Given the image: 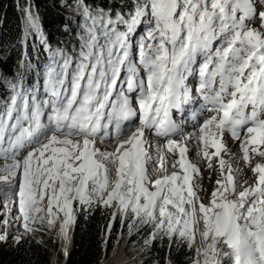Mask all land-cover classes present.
Returning a JSON list of instances; mask_svg holds the SVG:
<instances>
[{"label":"snow or ice","instance_id":"6c2138e0","mask_svg":"<svg viewBox=\"0 0 264 264\" xmlns=\"http://www.w3.org/2000/svg\"><path fill=\"white\" fill-rule=\"evenodd\" d=\"M76 12L68 50L25 9V39L48 56L0 98V240L13 226L17 244L55 232L67 255L77 209L96 205L151 225L146 245L186 246L190 264H264V0H131L114 14L76 0ZM197 94L206 116L187 132Z\"/></svg>","mask_w":264,"mask_h":264},{"label":"trees","instance_id":"16d2710c","mask_svg":"<svg viewBox=\"0 0 264 264\" xmlns=\"http://www.w3.org/2000/svg\"><path fill=\"white\" fill-rule=\"evenodd\" d=\"M85 2L93 7L111 9L113 14L117 10L127 11L131 6V0ZM29 6L38 16L42 34L51 47L71 50L79 44L77 34L81 30L82 18L76 12V0H0V98L8 95L6 79L22 71V65L42 64L47 60L45 46L34 33L25 39V9ZM28 78L30 82L36 79L32 71L28 72ZM113 211L96 205L90 209H77L71 229V245L67 255L61 254L62 264H95L105 247V237L106 251H110L117 240L123 247L126 260L121 264H168L169 260L171 264H190L194 252L186 246L170 243L167 237L159 236L150 246L146 245L145 241L152 232L151 225L141 224L131 215L126 218L117 216L113 220ZM14 237L9 235V240L0 244V264H49L51 242L48 232L37 233L19 244Z\"/></svg>","mask_w":264,"mask_h":264},{"label":"rangeland","instance_id":"374dc122","mask_svg":"<svg viewBox=\"0 0 264 264\" xmlns=\"http://www.w3.org/2000/svg\"><path fill=\"white\" fill-rule=\"evenodd\" d=\"M139 32L142 33L143 32V27L141 26V28L139 29ZM199 80V77L194 76L191 77V80L189 82V85L191 86L192 89H195L194 84ZM197 97L198 94H197ZM202 103H204L203 99L201 98ZM114 146V142L113 145ZM236 149H234L235 151ZM0 163H3L2 160H0ZM204 186L206 188L209 187V183L207 180V173H205V179H204ZM206 202V201H205ZM1 219H3V217H1ZM2 226V232L0 233V235L4 234L5 232V225L3 223H1ZM71 229L72 226L69 229V238L67 241H64V246L66 248V250H68V248L71 245ZM19 232H23V229L20 228ZM7 233H8V238L9 235H14L16 236L18 234V231L16 229L15 226L10 227L7 229ZM49 233V240L51 242L50 245V249H49V264H51V261H53V259L55 258L56 260H58L59 264H62L61 261V254H64V249L61 248V240L57 237L55 232H48ZM12 238V237H10ZM9 240V239H7ZM4 242V240H0V244H2ZM56 244L54 247H52V244ZM48 244V243H47ZM49 245V244H48ZM113 249H116V255L113 256ZM126 260V256L123 252V247L121 246L120 242L117 240V242L114 243V246L112 247V249L110 251H106L105 252V247H103L102 252L99 256V258L96 260L95 264H121L122 262H124Z\"/></svg>","mask_w":264,"mask_h":264},{"label":"bare ground","instance_id":"6f19581e","mask_svg":"<svg viewBox=\"0 0 264 264\" xmlns=\"http://www.w3.org/2000/svg\"><path fill=\"white\" fill-rule=\"evenodd\" d=\"M193 123H197V122H195V121H194ZM193 123H192V122H189V124H192V125H194Z\"/></svg>","mask_w":264,"mask_h":264}]
</instances>
